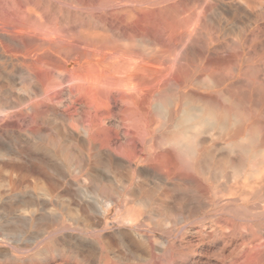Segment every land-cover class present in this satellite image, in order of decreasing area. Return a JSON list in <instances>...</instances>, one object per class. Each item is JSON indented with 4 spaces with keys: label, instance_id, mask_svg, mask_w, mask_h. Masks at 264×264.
<instances>
[{
    "label": "bare ground",
    "instance_id": "1",
    "mask_svg": "<svg viewBox=\"0 0 264 264\" xmlns=\"http://www.w3.org/2000/svg\"><path fill=\"white\" fill-rule=\"evenodd\" d=\"M129 1L132 2L133 0ZM253 1L254 0H247L245 2L249 14L246 16H248L247 19L250 25L254 23V16H252L254 12L252 13V8H254L255 2ZM140 2H143V0ZM9 3L10 2H8V4ZM121 4L120 0H70L68 2H52L50 0L13 1L10 6H18V9L20 8V13L8 14L7 12L11 9H7L8 11L5 14L0 12V67L3 68V70H7L6 78L4 76H2V78L9 80L6 84L7 88L5 92L1 90L0 106L4 111L5 109H17L21 107L22 104L26 105L28 112H26L24 117L21 114L24 125L28 129L26 132L29 131L28 133L37 137L38 140L44 141L48 146L53 148V152L51 153H53L52 157L55 160H52V163L55 161L58 164L60 163V165L64 164L65 166L62 167L64 174L66 173L65 175H67V173H72L70 171L72 167L75 168V165L76 167L78 166L80 170L86 168L88 160L91 158L92 151L95 150L98 153L105 151L106 155L109 157L108 159H110L109 161L112 160L115 166L117 164L120 168L126 167L125 170L128 168L129 170L127 172H130L129 179L126 177L128 183H132L133 179L136 177V173L140 171L139 175L142 174L145 176L148 183H150V185L152 184V187H155L153 190H147L145 188L146 186L143 185H147L148 183L146 182V184L142 181L143 184H141V186L143 188L140 187L141 190L139 189L142 192V196L140 195L141 199H139V202L137 200V204H143L144 207L141 208V205H139L140 207L138 205V207H136V205L130 207L129 211L131 214L129 212V215L131 216L128 217L127 212V217L124 215L126 218H130V220L133 219V221L137 224L139 223V225L140 223L142 224V222L149 221L151 214L157 215V213H165L164 215L171 217L181 215L182 222L186 223L191 217L192 219L194 217H200V219L204 218L199 225L195 226L194 223V227L189 230L192 235H196V238L193 236L195 238L194 244L191 245L192 242L190 244L193 247L192 250H195L194 247L200 246L205 239L211 241L214 238L216 239V237H222L224 239L225 237L231 236L229 233H233L232 229L234 228V223L237 221L233 223V219L232 221L229 220L228 222L232 223L228 225V222L226 223L227 218L225 219L226 216H224L225 212H223L228 210L225 208L230 204L235 205L233 209L230 207L232 213L241 211L237 209L246 210V212L255 210L258 216H264V119H262L264 118V49L259 47V44L256 46V43H254L256 38L258 39L256 33L259 32L254 33L255 30L251 26L254 32L251 31L247 39L248 41L244 44V48L238 50L235 46L237 51L234 49L233 53L230 52L231 54L229 53L228 55L224 50L220 49L222 53H225L222 54V56L227 55L222 57L219 56L220 53H216L217 51L215 52L213 47L215 44L212 45V43H214L213 39L215 32L207 31L205 32L206 38H202L201 26L199 27V25L203 22L202 18L204 15L202 18L199 16L194 22L189 20L190 22L186 25L188 27L185 29L179 26L183 30H175L169 36L172 37V39H168L165 35L166 30H164L165 32L158 31L159 33H155L150 29L152 26L150 25V20V23H148L149 25L147 24V26H150L149 28H144L145 22L144 24H140H143V28H138L136 26L139 20L141 22L144 20L142 19L144 17H140L141 20L138 14L136 15L135 13V9L141 10L143 8L141 3L140 5L142 8L132 4L128 7L126 5L124 6L127 2H124L122 6L125 8H123ZM95 5H99L103 8V10L98 8L102 10V12L95 9ZM31 6L41 9L39 10L41 13L37 14ZM87 8H94L99 12L93 15L92 18L95 19L93 23L85 21V15L81 18L79 16L80 19L79 21L76 19L77 22L73 23L68 21L70 24L67 22L66 25H64L66 23L65 21V23H63V21L60 22L61 20H51L49 17L54 10H58L60 13V10L65 9L66 13L69 15L73 14L71 11H80L83 13V9ZM148 9L142 11L146 12ZM95 10L94 12H96ZM150 10L149 12H151L153 8L151 11ZM156 10L157 9H155V11ZM160 10L157 12L159 13ZM245 10L246 9H244V11ZM48 12H50V14ZM88 12L86 11V15ZM138 12L140 13L141 11ZM55 13L56 12L53 14L55 15ZM171 14L172 13H170V15ZM77 15L78 13H76V17ZM88 15L89 17H87L89 19L90 14ZM159 16L158 14L157 17L159 18ZM162 18L163 17H160V19ZM147 19L149 18H146V20ZM185 20L186 18L181 20L182 23L184 21L186 24L187 21ZM169 21L172 22L173 20L170 19ZM137 25H139V23ZM168 26L171 28V25L168 24ZM258 26L259 25L256 27ZM175 29H177L176 26ZM260 32H264V29ZM200 42V48L197 49V44ZM237 43L240 45L238 40ZM240 47L242 46L240 45ZM216 48L218 50L217 45ZM168 55H173L172 58H170L171 56L169 57L170 61L166 60L168 59ZM3 72L2 74H4ZM17 85L27 86L28 90H24V92L27 91L28 93L31 91V93L28 95L26 93L25 95L20 92V94L15 89L18 88ZM25 86L24 88H26ZM49 106H58L61 109V113L56 114L54 112L56 115L54 114L53 116V114L49 112L51 110ZM5 111L7 112L8 110ZM14 113L16 114V112H13V114ZM18 114L19 119L20 113ZM2 117L4 116L2 115ZM110 118L118 121L116 128L114 131L112 129L113 132H111L115 135L108 133L109 130L111 131V125H109L107 121ZM20 121L22 120L20 119ZM13 123L15 124L14 121ZM49 126L52 127H50L51 130L44 132V128H48ZM118 129L122 130L123 133L121 132V134L125 136L124 140L118 138L119 135L117 134L120 132ZM2 130H5V128H2ZM83 130L86 131V136L81 135ZM1 132L2 131H0V133ZM25 135L27 134H24L23 137L26 140ZM27 136L29 137L30 135ZM29 139L32 140L33 137ZM33 140L35 141V139ZM17 141L20 142L19 139H17L16 142ZM38 142L39 141H37L36 144H38ZM31 144L32 142H30V145ZM12 146L9 145V147ZM34 146L35 144H33V147ZM77 146L84 149V151L78 149L82 151V154L78 152H76L78 154H75V152L73 153L74 150H77ZM21 147L22 149L26 150V148H28L30 150L28 146L26 148H24V145ZM42 147L40 148L42 149ZM40 148L39 150H41ZM9 149L6 150L9 151ZM33 149L31 147V152ZM45 149L47 150L48 147ZM45 151L43 150V152ZM98 153L96 155H98ZM43 154L44 153H42V155ZM60 155H65L68 162L63 163L64 160H60L62 158ZM49 156L51 157V155H48L47 160H49ZM98 156L96 157L98 158ZM101 156L102 155H100L99 158H101ZM35 158L39 159L36 156ZM2 161L0 159V162ZM42 161L45 162V160H41V162ZM7 162L9 161L7 160ZM89 162L91 163V161ZM99 162L97 164H99ZM113 162L110 163L112 164ZM46 163L48 162L46 161ZM92 163L95 164L94 161ZM92 163L90 166H93ZM1 164L3 163H0V165ZM104 164H106L105 161ZM138 164L140 168L137 167ZM97 166L100 167V165ZM53 167L54 166H52V168ZM55 167L54 169H56ZM78 167L77 169H79ZM106 167L107 165H105L103 169ZM101 169L102 167L98 171ZM87 170H89V167ZM94 171H97V169H94L93 172ZM113 171H115L114 168ZM52 172H54V170H52ZM112 177H114L113 174ZM76 178L77 177H75V179ZM106 178H109V174H106ZM139 178L141 179V177ZM66 179L68 180V178ZM86 180L87 178L84 179V181ZM109 181L107 182L109 183ZM70 182L67 183H70L72 188L78 187L79 192H82L80 181L71 180ZM120 182H123L121 178ZM134 182H136V180ZM113 183L115 184L116 181ZM82 184L85 185L86 182H82ZM138 184L140 183H137V185ZM99 185H101L99 189L103 187L104 192H110V189L108 190L109 186H107L106 183L104 186H102V184ZM119 185L121 188L123 187V185ZM124 185L126 186L125 183ZM94 187L96 189V186ZM117 188H114L113 191ZM89 189L91 188H88V190ZM67 190H70L69 187ZM73 192H75V190H73ZM95 192L96 191H94V194ZM112 193L113 192H110V194ZM116 193H118V191ZM116 193L115 200L121 195V192H119L118 196ZM75 194H77V192ZM78 195L79 194H77V196ZM90 199H92V194ZM153 200L154 203L152 205ZM120 201L122 200L118 201L119 204L122 203ZM127 204H129V201ZM118 210L121 211L122 209ZM217 211H222L224 215H222L223 213H217ZM211 212H214V214ZM242 213L244 214L245 212L242 211ZM208 214H213L216 217L212 218L211 216L207 219L205 216ZM235 214L237 216V213ZM239 215L237 216L238 218ZM250 215L253 216L251 213L247 216ZM124 216L123 218H125ZM251 216L249 218H251ZM156 219L157 218H154L152 220ZM160 220L163 221V219ZM173 220H175V218L172 220L170 219V226L167 225L170 230H174L175 226L177 227L179 224L178 221ZM261 220L263 219L261 218ZM56 221H58V219ZM151 224L152 226L150 227L155 228L154 230H160L163 225H161L160 222H152ZM144 225L145 223L143 226ZM145 226L148 227V225ZM239 227L240 226H238V228ZM242 227H244L243 224ZM255 227L257 228V225ZM153 228L151 229L153 230ZM236 231L238 232L239 229H236ZM1 232H3V230ZM168 232L170 231L168 230ZM244 232L246 233V231ZM233 234H235V232ZM242 234L244 235L243 232ZM253 234H255V229L252 235ZM256 234L260 235V238L256 235V237H254L255 239L252 240L250 236L247 241L250 239V242H258L259 244L251 246L247 244L245 238L242 239L243 242L244 240L246 241V244L242 243L246 246L249 245V248H253L254 252L255 248L264 245V242H262L263 235L261 236L259 232ZM223 242L221 244H224ZM187 243H189V241ZM211 243L213 244L214 242ZM211 243L209 242L207 244V251L211 250ZM146 244V246L142 245L138 248H142V252L152 259V256H154L151 249L153 244L151 245L152 247H150L148 243ZM237 247L236 249L239 250L244 246ZM220 248L222 247L220 246ZM155 250L160 251V249ZM246 250L251 251L252 249ZM204 252H202V249H199V251H196V254L202 255ZM258 252L257 250L256 254ZM248 253L245 251V254H242L246 255ZM256 254L255 258L259 256H256ZM233 255H235L234 252ZM253 255L250 256L251 259H253ZM231 257L233 258V256ZM245 257L247 258V256ZM255 258L253 262L258 263ZM226 260H228V258ZM249 260L250 258L248 256V261ZM263 260L260 259V263L261 261L263 262ZM230 261L228 262L232 264ZM235 261H237L236 257ZM248 261L246 260L242 263L238 261V263L249 264ZM251 261L252 260H250V262ZM108 262L109 261H104V264H108Z\"/></svg>",
    "mask_w": 264,
    "mask_h": 264
},
{
    "label": "rangeland",
    "instance_id": "2",
    "mask_svg": "<svg viewBox=\"0 0 264 264\" xmlns=\"http://www.w3.org/2000/svg\"><path fill=\"white\" fill-rule=\"evenodd\" d=\"M13 1H17V0H8V1L0 0V12H2V14L3 13L5 14L9 9H11V10L13 9L14 12H13V10L12 11L10 10L11 12L8 11L7 13L8 14L9 13L17 14V12L20 13V8L18 9V6H16V5H15L16 7H13V5L10 6V4ZM18 1H20V0H18ZM21 1H23V0H21ZM24 1H29V0H24ZM30 1H36V0H30ZM41 1H43V0H41ZM47 1H49V0H47ZM50 1H52V2L53 1H56V2L66 1V2H68L70 0H50ZM140 1H142V0H133L132 2L129 0L128 1L127 0H120V2L122 3L121 6L124 4V2H127V4H124V6L126 5L127 7L131 6V4L135 5L136 7H141V5H142L143 8L141 7L142 8L141 10L135 9V13H136V15L138 14L139 19L144 17V18H142L144 20L141 19L142 22L139 20V22H138L139 25H137L138 23H136V26L138 28H141V27L143 28L144 22H145L144 28L145 29L149 28L150 26H147V24L151 22L150 25H152L153 27L151 26L150 29L153 30V32L159 33L161 31L165 32L164 30H166V32H165L166 37L168 39L169 38L172 39V37H169L172 32H174L175 30L181 31V30H183L182 28H184V29L187 28L188 26H186V25L188 22H190V21L194 22V21H196L197 18H199V16H201V18H202V16L204 15L202 18L203 22L199 25V27L201 26L200 29L202 31L201 32L202 38H206L205 32H207V31L215 32L214 33V39H213L214 43H212V45L215 44L213 47H214L215 52L217 51L216 53L221 54V55L219 54V56H222V54H225V53L227 55L230 52L233 53L235 46H236V49L242 50V48H244V44H246V42L248 41L247 39L249 38L251 31L254 32V30H255L254 33H256V32L260 33V34L256 33V37L258 36V39L261 37L259 40L256 38V40L254 41V43H256L255 45L257 46L259 44V47H262V49H264V43H261V42H264V35H262V34H264V32H260V31H263V29H264V26H263L264 25V15H263L264 14L263 13L264 12V5H263L264 1L263 0H262V2H261V0L260 1H257V0L253 1V2H255L254 8H252V13L254 12L253 13L254 15H252V16H254V19H253L254 23H252L251 25L249 24V21L247 19L248 16H246V15H249L248 14V7L245 3L247 0H243V1H240V0H143V2H140ZM234 1H236V2H234ZM239 1H240V3H239ZM8 2H10V3L8 4ZM128 2L130 5L128 4ZM232 2H234L235 4ZM258 2H260V3H258ZM5 3H6V6H5ZM140 3H141V5H140ZM143 3H145V4H143ZM2 5H3V7H2ZM171 5H172V7H171ZM31 7L34 9V11L37 14L41 13V11H39L41 9H37V7H33V6H31ZM15 8H17V9H15ZM94 8L97 10H99V9L103 10V8H101L99 5H95ZM94 8L83 9V11H82L83 13H81L80 11H77V12L71 11V13H73V14H69V15L66 13L65 9L64 10L62 9L63 11L60 10V13L58 10H54V12H56L55 13L56 16L53 14L54 13L53 11L51 12V14H50V12H48L50 15L49 14H47V15H49L51 20L52 19H58L59 21L61 20L60 22H62V21H63V23L66 22L64 25H66L68 21L73 22V23L77 22V20L79 21V19L81 17H83L84 15H85V17H84L85 21H87L89 23H91V22L93 23V22H95V19L92 18L93 15L96 13L102 12V10H99V12H98ZM123 8H125V7H123ZM152 8H153V10H152ZM89 9H91V10H89ZM144 9L145 10L148 9V11L143 12L142 10H144ZM155 9H157V10L155 11ZM244 9H246V10L244 11ZM17 10H19V11H17ZM94 10L96 12H94ZM149 10L151 12H149ZM159 10H160V12L158 13L157 11H159ZM86 11L87 12L89 11L88 14H90L91 19L90 18L88 19L89 15L88 14L86 15ZM138 11H141V12L139 13ZM171 11H173L174 13ZM61 13H63V14H61ZM76 13H78L77 17H76ZM157 13L160 15L159 18L157 17L158 16ZM170 13H172L171 14L172 17L170 15ZM74 15H75V17H74ZM166 15H168V16H166ZM169 15H170V17H169ZM58 16H60V17H58ZM79 16H80V18H79ZM160 17H163V18L160 19ZM255 17L258 19H256ZM146 18H149V19H147L148 21L146 20ZM178 18H180V19H178ZM185 18H186L185 21H187L186 24L184 23V21H183V23L181 21V20H184ZM170 19L173 21L172 22L169 21ZM149 20H150V22H149ZM167 20L169 21V23ZM258 20H259V23H258ZM178 21H181V22H178ZM256 21L258 24L256 23ZM69 22H68V24H70ZM174 22H176V23H174ZM141 23H143V24L140 25ZM159 23H160V25H159ZM162 24H163V26H162ZM168 24L171 25L172 29L170 28V26H168ZM175 24H177V25H175ZM184 24L186 27L184 26ZM256 24L259 26L256 27L257 26ZM261 24H263V25H261ZM174 25L176 26L177 29H175ZM179 26H181L182 28ZM251 26H252V28H254V30L251 28ZM255 27L257 30L255 29ZM259 27H260V29H259ZM156 28H158V29H156ZM261 28H263V29H261ZM229 30H231V31H229ZM242 33H244L246 36ZM237 40L242 47H240V45H238ZM256 41H258V42H256ZM240 42L243 44H241ZM233 43H234V45H233ZM200 45H201V42L199 44H197L196 48L197 49L200 48L199 47ZM216 45L218 46L219 51L217 50ZM220 46H221V48H220ZM225 46L228 48H226ZM220 49L224 50L225 53L224 52L222 53L221 52L222 50H220ZM236 49H235V51H237ZM227 55H223L222 57H225ZM172 56L173 55H168V59H166V60L170 61L169 57L172 58ZM0 69H1L0 70V85H1V87L2 86L4 87V88L0 87V93H1L2 91L5 92V90L7 88L6 84L9 80H5L4 78H2V76H4V77L6 76L7 70L5 68H4L5 70H3V68H1V67H0ZM3 71H5V72H3ZM2 72L4 74H2ZM17 86L19 89L15 88L16 91L19 93L21 92L22 94L26 95L27 91L24 92V90H28V87L25 85L24 86L26 88H24V86H22V85H20V86L17 85ZM29 90H31V89H29ZM30 93H31V91H29L27 93V95ZM23 105L24 104H22L21 107L17 108L19 111L16 108L14 110L13 109L12 110L11 109H5V110H8L10 113L8 111L6 112L5 110L3 111L1 109V106H0V111L3 112V113L0 112V114H1L0 115V123L2 124V125L0 124V131H2L0 133V145H2V146H0V149L2 147V149L0 150V159H1V161L3 160L0 163H3L5 165V166L3 164L0 165V264H104V261H109L108 264H222V262H223V264H230L228 262L230 260H232V261H230L232 264L233 263L239 264V263H242L246 260L248 261V256H249L250 260H252L251 262H250V260L248 261L249 264H253L254 263L253 260L255 258V254H256L257 250L259 251L258 253H260V254H258V253L256 254V256L257 255H259V256H257L255 258V260L258 263H256V262L255 263L256 264H264V260H263L264 259V245H261L259 247L261 249H259L258 247L255 248V252H254L253 248H251V247L249 248V245L252 246L255 244H259L258 242H254V241H253L254 243L250 242L251 241L250 239H252V240L255 239L254 237H256L257 232H259V234H261V236L263 235L262 237L264 239V223H263L264 222V216H261V217L258 216L256 214L255 210L251 211V212L250 211L246 212V210L237 209V210H241V211H237V212L232 213V209L235 208V205L230 204L225 208L228 210L224 209L225 211H223V212H225V215L222 211H217V213H219V214L223 213L222 215L226 216L225 217V219L227 218L226 223L229 220L232 221V219H233V221H232L233 223L235 221H237L234 223V228L232 229L233 233L235 232V234H233L231 232V233H229V234H231V236L225 237L224 239L222 237H218V238L216 237V239L214 238L211 241H207L205 239L200 246L194 247L195 250H192L193 247L191 245L194 244V240L196 238V235H194V234L192 235L191 232H189V230H191L192 227H194V225L195 226L199 225L204 218L200 219V217H198V218L194 217L192 219V217H191L190 219H192V220L189 219V220H187V223H186V222H182V218H181L182 216L181 215H180L181 217L179 215L171 217L168 215H164L165 213H157L158 216L156 214H153V215L151 214L149 221L147 220L146 222H142V224L140 223V225H139V223L137 224L136 222H134L133 219L130 220V218L129 219L126 218L127 216L128 217L131 216V215H129L130 207H134L135 205H136V207H138L139 205H141V204H137V200L139 202V199H141V196H142L141 195L142 192L140 191L141 188H143L141 186V184H143L142 181L144 183H146V182L148 183L145 176H143L142 174L139 175V173H140V171H139L136 173L137 179L135 177V179H133L132 183H128L127 180L129 179L130 172H127V171L129 169L127 168V170H125L126 167L120 168V166H118L117 164L115 166V163L112 160L109 161L110 159H108L109 157L106 155L105 151L98 153L96 150L92 151V155L90 156L91 160L90 159L88 160V165H87L89 167V170H92V171L87 170L88 169L87 166L83 170H80V168L77 166L79 168V169H77V167L75 165L76 169L74 167H72V170L70 171L72 173H67V175H65L66 173L64 174V170L62 167V166H65L64 164L60 165V163L58 164L55 161H53L54 164L52 163V160H55L52 157L53 153H51V152H53V150H52L53 148L48 146L44 141L38 140L37 137L28 133L29 131L26 132L28 129L24 125L23 117H24V115H26V112H28V111H27L26 105H24L25 107ZM23 107H24V109H23ZM49 109H51L49 112H51V114H53V116L55 113L56 114L61 113V109L58 106L57 107L49 106ZM15 110H17V111H15ZM20 110H21V112H20ZM13 112H16V114L15 113L13 114ZM18 113H20L19 119H18V115H19ZM21 114L23 115V117H21L22 116ZM2 115L5 118L2 117ZM20 119L23 122L20 121ZM262 119H264V118H262ZM1 120H3V121H1ZM4 121H6V122H4ZM13 121L15 122V124L13 123ZM107 121H108L109 125H111L110 126L111 131L109 130L108 133L115 135L114 133H111V132H113L114 129L116 128V124L118 123V121L111 119V118L108 119ZM7 123H9V124H7ZM11 125H12V127H11ZM4 126H6V127H4ZM50 127L51 126H49L48 128H44L45 129L44 132H47V130L50 131L51 130ZM111 127H113V128H111ZM2 128L3 129L5 128V130H2ZM112 129H113V131H112ZM118 130L120 131V132L118 131L119 133L117 134V135H119L118 138L124 140L125 136L123 134H121L122 130L121 129H118ZM52 131H53V129H52ZM84 131L85 130L82 131L83 133L81 132L82 136H86V131L85 132ZM23 132H24V134L30 135L29 137L27 135H25L26 140L23 137V135H24ZM27 137H28V139H27ZM30 137H33V139H35V141L33 139L32 140L29 139ZM120 137H122V138H120ZM17 139H19L20 142L17 141L18 142L17 143L16 142ZM9 141H12V142H9ZM37 141H39L38 144H36ZM30 142H32L31 145H30ZM22 144L24 145V148H26L28 146L30 148V150L28 148H26V150L22 149V147H21V146H23ZM33 144H35L36 147L35 146L33 147ZM43 144H44V146H43ZM4 145H5V147H4ZM9 145L10 146L13 145V146L9 147ZM39 146L40 147L43 146L42 149L44 151L46 150L45 148L48 147V149L45 151L47 153L43 152V150ZM31 147H32V149L34 148L32 150L33 154L31 152ZM79 147L77 148V150L82 149L81 147L80 148ZM39 148L41 150H39ZM6 149H9V151H7ZM22 150H24V151H22ZM36 150H37V152H36ZM49 150H50V152H49ZM77 150H74L73 153L75 152V154H78V153L82 154V151H84V149H82V151H79V150L77 151ZM2 151H3V154H2ZM27 151H30V152H27ZM76 152H78V153H76ZM42 153H44V154L42 155ZM97 153L99 156L102 155L101 158H99V156L96 155ZM29 154H31V155H29ZM37 154H38V156H37ZM44 155H45V157H44ZM48 155H51V157L49 156V160H47ZM67 155H68V153H67ZM4 156H5V158H4ZM35 156L38 157L39 159L41 157L42 158L39 160V159L35 158ZM64 156L60 155V157H62L60 160H64L63 163H67L68 162L66 160L67 157L66 156L64 157ZM96 156H98L99 159ZM1 157H3V158H1ZM50 158H52V159H50ZM102 158H104V159H102ZM5 159H7L10 163L7 162V160H5ZM41 160H45V162L44 161L41 162ZM92 160L95 162V164L92 163L93 162ZM46 161L48 163H46ZM89 161H91L93 166H90L91 163ZM104 161L106 164H104ZM98 162H99V164H97ZM110 162H113V163L111 164ZM49 163H50V166H49ZM46 164L48 165V167ZM51 164L54 167L56 166L55 167L56 169H54V167L52 168ZM108 164H109V166H108ZM66 165H68V164H66ZM97 165H100V167ZM105 165H107L108 168L113 165L111 168H109L110 172H109V169L107 167L105 169H103V167H105ZM1 166L2 167L4 166V167L2 168ZM101 167H102V169L100 171H98ZM137 167L140 168L139 164L137 165ZM113 168L115 171H113ZM117 168H118V170H117ZM94 169L95 170L97 169L98 172L97 171L93 172ZM52 170H54V172H52ZM79 171H80V173H79ZM91 172H93V173H91ZM106 174H109V178H106ZM112 174L114 177H112ZM60 176L61 177L63 176V177L61 178ZM70 176H73L74 179H73V177H70ZM115 176H117V177H115ZM64 177L68 178V180ZM75 177H77V178L75 179ZM126 177H128V179ZM139 177H141V179ZM86 178H87V180L84 181V179H86ZM99 178H100V180H99ZM110 178H112V179H110ZM120 178H121V181L123 180V182H120ZM113 179L116 181L115 184L113 183V182H115ZM124 179H125V181H124ZM71 180L72 181L75 180L77 182L80 181L79 183L82 185V187H81L82 192H79L78 187L72 188L70 186ZM106 180L109 181L110 184ZM135 180H136V182H134ZM12 181H14V182H12ZM39 181H41V182H39ZM67 182H70V183H67ZM82 182L83 183L86 182V184H85L86 186L84 184H82ZM90 183H92V184H90ZM96 183L98 186L96 185ZM105 183L107 186H109L108 190L110 189V192L114 193V194L112 193L113 195L110 194L109 191H108V193L110 195L108 193L104 192L103 187H101V189H99L101 186L99 184H102V186H104ZM118 183L123 185V187L121 188V186ZM124 183L126 184V186L124 185ZM137 183H140V184L137 185ZM113 184H114V186H113ZM59 185H61V186H59ZM93 185L96 186V189ZM116 185H118V186H116ZM151 185H150V183H148L147 185H143V186H146L145 188L147 190H153V188L155 186L152 187ZM67 186L69 187L70 190H67V188H68ZM16 187H17V189H16ZM73 187H75V186H73ZM88 188H91V189H89L90 191L88 190ZM114 188H117V189H115V191L116 192L118 191V193L113 191ZM123 188L124 189L126 188L125 191ZM118 189H120V190H118ZM73 190H75V192H73ZM85 191H87V192H85ZM94 191H96L95 192L96 195L94 194ZM76 192H77V194H79L78 196H77V194H75ZM99 192H100V194H99ZM119 192H121L120 193L121 195L119 196L120 198L117 197V200H115V198H116L115 193L118 196ZM91 194H92V199H90ZM13 195H15V196H13ZM105 195L108 199L105 197ZM133 195L136 197H134ZM123 198H124V200H123ZM119 200H122V201H120L122 203L119 204V202H118ZM128 201H129V204H127ZM130 201L132 204L130 203ZM135 201H136V203H135ZM64 203H66L67 205ZM153 203H154V200L152 202V205H153ZM122 204H124V205H122ZM32 207H33V209H32ZM118 207H120V208H118ZM142 207H144L143 204L141 205V208ZM230 207H232V209ZM30 209H31V211H30ZM118 209H122L123 211L122 210L120 211ZM39 210H41V211H39ZM53 211H54V214H53ZM226 211H227V213H226ZM242 211H244L245 213L243 214ZM211 213L214 214V212H211ZM229 213H230V215H229ZM231 213H232V216H231ZM235 213H237V216L240 214L239 215L240 219L236 216ZM246 213H248V214H246ZM250 213L253 214V216L250 215L251 218H249L250 216H247ZM130 214H131V212H130ZM213 214H211V215L208 214L207 215L208 217L205 216V218L208 219L211 216H212V218L216 217ZM124 215L125 216L127 215V216L125 217ZM123 216L125 218H123ZM177 216H179V217H177ZM217 216H218V214H217ZM176 217L178 220L176 219ZM151 218L152 219L157 218L156 220H158V221L152 220ZM168 218H169V220H168ZM173 218H175V220L178 221L179 224L177 225V227L175 226V229L174 230L172 229L173 230L172 231L168 228L167 225L170 226V219L172 220ZM179 218H180V221H179ZM261 218L263 220H261ZM57 219H58V221H56ZM160 219H163V221H165V220L166 221L164 223H162L163 221H161ZM198 219H199V221H198ZM225 219H224V221H225ZM253 219H255V220H253ZM175 220H173V221H175ZM193 220H194V222H193ZM30 221H31V223H30ZM131 221H133L134 223ZM196 221H198V222H196ZM39 222H41V223H39ZM147 222H149V223H147ZM152 222L153 223L160 222L161 225L163 224L162 228H163V226H164V228L162 229L160 227L162 229V231H161V229L160 230L159 229L154 230L155 228L150 227V226H152V224H151ZM181 222H182V224H181ZM232 222H228V225H231L230 223H232ZM82 223H83V225H82ZM127 223H129V224H127ZM144 223H145V225H148V227L145 225L143 226ZM188 224L191 225V228H190V225H188ZM242 224L244 225V227H242ZM258 224H259V227H258ZM256 225H257L258 229L255 227ZM238 226H240V227L238 228ZM151 228H153V230ZM179 228H180V230H179ZM235 228L237 230L239 229L238 232H240V233H238ZM242 228H244V229H242ZM249 228L252 230H250ZM234 229H235V231H234ZM254 229H255V234L252 235V233H254ZM2 230H3V232H1ZM16 230H17V232H16ZM37 230H39V231H37ZM168 230L170 232H168ZM186 230H187V232H186ZM244 231H246V233ZM242 232L244 233V235L242 234ZM188 233H190L191 235ZM32 235H35V236H32ZM36 236H38V237H36ZM249 237H250V239H249V241H247ZM257 237L260 238V235H257ZM244 238L247 241V244H249V245H247V246L244 245V244H246V241L244 240V242H243V240H242ZM189 239H191L192 241ZM225 239H227V240H225ZM228 239H229V241H228ZM263 239H262V242H264ZM13 241H14V243H13ZM188 241H189V243H187ZM191 242H192V244H191ZM209 242L210 243L214 242V243L213 244L211 243L212 244L211 250L207 251L206 248L208 247L207 244ZM222 242L224 244H221ZM146 243H148V245L150 247H152L151 245L153 244V247L151 249H152L154 256H152V259L147 254L142 252V248L141 249L138 248L139 246H142V245L146 246L147 245ZM238 243H241V244H238ZM220 246L222 248H220ZM237 246H239V247H243V246L245 247L246 246V247L245 248L243 247L242 248L243 250L241 248L238 250V249H236V248H238ZM218 248H219V250H218ZM155 249H160V251L155 250ZM199 249H202V252H204V251L205 252L202 255H197L196 251H199ZM246 249H252V250L251 251L249 250L250 251L249 252ZM244 250L246 251V253H248V252L249 253L246 255H243L242 253L245 254ZM188 251H189V253H188ZM190 251H192L193 253ZM233 252L236 256L233 255ZM167 253H169V254H167ZM137 254H138V256H137ZM251 254L252 255L254 254L253 259H251V257H250V256H252ZM231 256H233L234 259ZM245 256H247V258ZM207 257H208V259H207ZM235 257H236L237 261H235ZM258 257L260 259H262L263 262L261 261V263H260V259ZM227 258H228V260H226ZM104 259H106V260H104ZM238 261H240V262L238 263ZM224 262H226V263H224Z\"/></svg>",
    "mask_w": 264,
    "mask_h": 264
}]
</instances>
